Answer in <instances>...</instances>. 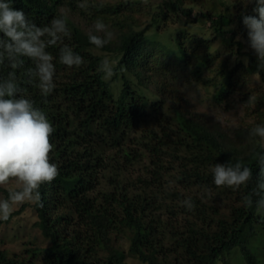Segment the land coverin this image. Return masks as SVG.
I'll list each match as a JSON object with an SVG mask.
<instances>
[{"label":"trees","instance_id":"1","mask_svg":"<svg viewBox=\"0 0 264 264\" xmlns=\"http://www.w3.org/2000/svg\"><path fill=\"white\" fill-rule=\"evenodd\" d=\"M241 1L14 0L38 26L63 16L71 32L63 43L85 63L68 68L58 62L60 45L49 47L57 57L56 87L46 98L17 71L20 86L55 128L50 157L60 174L41 186L44 206L31 204L34 225L50 243L20 255L0 246V264H215L229 255L260 264L264 248L253 241L264 245V212L256 210L258 197L251 208L243 197L264 179L258 163L264 140L250 135L264 125V91L245 85L256 76L264 86V69L243 23L246 15L259 18L257 5ZM97 19L113 34L102 48L89 41L90 34L104 36L93 27ZM195 22L207 24L223 47L212 52L209 37L188 33L186 27H203ZM173 23L179 24L169 29ZM162 33L166 41L159 40ZM104 54L115 59L111 75L102 70ZM24 59L25 68L34 66ZM178 69L211 83L218 103L239 90L252 120L226 129L189 106L175 80ZM9 70L0 66V75ZM143 158L147 174L126 182L120 171ZM237 162L252 169L248 184L236 191L216 187L211 167ZM105 163L111 172L100 175ZM187 198L193 211L181 204Z\"/></svg>","mask_w":264,"mask_h":264},{"label":"clouds","instance_id":"2","mask_svg":"<svg viewBox=\"0 0 264 264\" xmlns=\"http://www.w3.org/2000/svg\"><path fill=\"white\" fill-rule=\"evenodd\" d=\"M14 0H0V66L10 69L6 76L0 75V185L15 180L20 187L9 191L7 199L0 201V220L7 221L14 205L25 202L43 207L40 188L52 183L60 174L59 166L51 162L50 153L55 145L51 136L55 128L43 109L26 95V89L19 84L17 71L23 70L25 83L37 88L43 97L54 91L56 66L54 57L47 51L49 47L60 45L58 62L68 68L82 66L84 58L72 47L63 43L71 39V32L63 16L53 18L49 24L38 26L28 19L23 9L12 6ZM245 4L253 0H243ZM257 7L254 16H244L243 23L248 29L250 47L257 56V67L264 69V0H254ZM85 7L84 4L79 5ZM104 36L89 35L91 44L104 47L112 38L107 26L99 19L93 25ZM227 30V29H225ZM239 39V37H237ZM32 61L33 67L25 68V59ZM245 63L247 59L245 58ZM102 70L112 74L108 61ZM46 102V101H45ZM250 135L264 140V125H257ZM260 175L264 177V155L258 157ZM213 183L216 187H226L234 191L246 186L252 179V169L240 162L232 164L216 163L211 167ZM264 179L260 180L252 193L243 197L245 207L253 206L264 212ZM188 211L195 208L191 198L181 202Z\"/></svg>","mask_w":264,"mask_h":264},{"label":"rangeland","instance_id":"3","mask_svg":"<svg viewBox=\"0 0 264 264\" xmlns=\"http://www.w3.org/2000/svg\"><path fill=\"white\" fill-rule=\"evenodd\" d=\"M243 1V0H242ZM241 1V2H242ZM244 3V2H243ZM245 4V3H244ZM230 11L235 12L236 7H231ZM179 23H173L170 25L169 29L176 28ZM195 25L203 26L202 22H195ZM80 27L84 32H89V25L81 20ZM203 26L200 29H196L193 26L186 27V30L190 34H197L198 36H206L211 39L212 44V52H216L223 47L222 38L213 35L212 30ZM163 36H159V40L166 41V34ZM104 58L108 61L109 66H112L115 63V59L111 54H104ZM176 82L183 90L187 103L189 106L193 107L195 110L204 111L208 116L213 120L218 122L224 128H232L237 126L240 121H251L253 118L252 108L246 104L245 101H241L243 94L239 90H235L232 94L225 100L220 103L215 101L213 98L214 86L211 83H203L201 80L195 81L193 77L189 74V69L176 70ZM209 74V71H203L202 78ZM250 81L247 82L245 86L249 88V91H253L256 93L258 90L264 91V86H259V79L256 76H252ZM243 88V87H241ZM251 97V96H250ZM154 126V125H153ZM155 127V126H154ZM119 159L118 162H120ZM110 163V162H108ZM115 166H120V163L116 161L113 162ZM146 164L147 159L143 158L142 163L127 165L120 171V174L126 178V182L130 180L136 179L139 175H146ZM112 165L104 164L103 169L100 171V175L108 174L111 172ZM99 185L104 186L106 177H101ZM172 184V183H171ZM20 187V185L15 181H10L6 185H0V201L7 199L8 195L5 191L9 192L11 190H16ZM5 190V191H4ZM36 220V213L33 209L31 203L25 202L22 205H14L13 211L10 215V218L7 221H0V246L8 251L9 254H17L20 255L23 253L25 248H31L35 245H39L41 247L47 246L50 241L45 238L39 228L34 225V221ZM264 230L259 231V235L262 239H264ZM263 240L253 241L258 247L264 248L262 244ZM122 245L127 247V240L121 239ZM245 264L242 260L239 259L238 256L233 257V255H229L224 260H219L215 264ZM260 264H264V259L260 262Z\"/></svg>","mask_w":264,"mask_h":264}]
</instances>
